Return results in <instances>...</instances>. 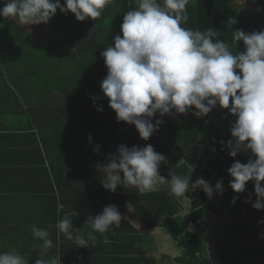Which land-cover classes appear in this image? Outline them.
<instances>
[{
  "label": "crops",
  "instance_id": "crops-1",
  "mask_svg": "<svg viewBox=\"0 0 264 264\" xmlns=\"http://www.w3.org/2000/svg\"><path fill=\"white\" fill-rule=\"evenodd\" d=\"M4 6L5 0H0V8ZM102 18L81 22L73 13L57 9L48 24L25 26L0 16V253L17 252L27 264H36L43 241L33 237L35 225L51 233L53 246L44 258L59 255L61 264H179L182 251L161 221L178 209L177 203L157 216L153 202L130 199L135 189L118 187L113 193L101 183L96 165L107 163L118 146H134L121 141L124 128L121 131L114 110L96 114L109 103L101 88L107 76L101 53L110 46L111 34ZM77 109L82 110L80 118L67 124V115ZM225 112L215 117L219 125ZM89 123L96 129H88ZM67 125L75 128L71 135ZM25 129L30 130L24 133ZM97 146L99 152L94 150ZM183 163L172 168L164 162L160 174L166 179L172 173L192 176L193 182L205 180L203 169L178 172ZM162 189L169 190V185H160ZM189 193L179 199L184 212L191 207ZM108 205L118 207L124 217L121 226L94 233L96 242L89 241L88 248L76 247L56 228L67 214L87 238L93 231L86 224L88 216ZM259 213L210 211L189 230L199 240L208 239L202 257L209 264H231L228 251L237 264H264V215Z\"/></svg>",
  "mask_w": 264,
  "mask_h": 264
},
{
  "label": "clouds",
  "instance_id": "clouds-1",
  "mask_svg": "<svg viewBox=\"0 0 264 264\" xmlns=\"http://www.w3.org/2000/svg\"><path fill=\"white\" fill-rule=\"evenodd\" d=\"M132 3L137 7L124 15L122 35H116L114 46L101 53L107 67L101 88L118 122L134 125L141 139L147 141L163 123L152 122L157 113L163 117L195 109L192 114L201 118L217 105L227 109L236 117L230 129L233 139L226 142L229 155L235 158L242 151L251 153L247 163L235 160L227 170L233 178L230 187L235 193H243L247 183L254 182L257 198L252 207L264 210V31L235 29L231 43L243 41L245 50L233 51L229 43L216 39L218 30L182 26L188 21L190 0H130ZM246 3L238 0L236 6L245 7ZM114 4L115 0H64L63 4L60 0H5L0 16L25 26L48 24L59 9L73 13L81 22L89 18L97 21ZM94 150L99 152V146ZM165 161L166 157L151 144L131 148L120 145L117 153L108 156L107 163L96 167L102 173L103 188L113 193L118 187L135 189L139 194L156 192L167 183L169 194L178 199H185L186 193L196 189H202L209 199L214 193L223 194L222 180L213 187L203 178L193 182L192 176L172 173L170 179L164 178L159 168ZM237 199L234 197L233 203ZM123 218L116 205H108L100 214L88 216L86 224L93 231L87 238L67 214L58 220L56 228L76 247L88 248L89 241L96 242L94 233L119 228ZM31 232L43 241L36 264H61L59 255L44 258L53 246L51 233L35 225ZM0 264L27 262L17 252H3Z\"/></svg>",
  "mask_w": 264,
  "mask_h": 264
},
{
  "label": "trees",
  "instance_id": "trees-1",
  "mask_svg": "<svg viewBox=\"0 0 264 264\" xmlns=\"http://www.w3.org/2000/svg\"><path fill=\"white\" fill-rule=\"evenodd\" d=\"M236 1L190 0L187 6L188 21L182 26L193 30L199 29L201 31H205L208 28L218 30L220 31V35L216 39L229 43L230 47H235L236 45L231 43L232 33L235 29L243 30L246 33L264 31V0H256L260 6V12L250 16H245L239 10L235 9L234 5ZM136 7L135 3L130 4V0H115L114 5H109L103 11L102 19L104 20L102 21L105 24L108 23V27L106 26L105 28L111 34L108 39L110 46H114L115 36L122 33L121 25L124 15ZM230 19H233L231 23H229ZM236 49L238 51H244L245 46L237 47ZM103 99L104 101H108L107 97ZM219 107L217 105L218 110L215 107L206 117L201 118H197L192 114L195 109L185 114L173 116L165 115L161 117L157 113L152 118V122L155 124L156 120H162L163 123L159 125V131L154 132L147 141L141 139L134 125L120 121V129L123 131L124 128L123 133H125L121 141L126 139L129 145L138 147H145L151 144L156 152L166 157L165 165L167 167L173 168V166L184 160L185 163L181 165L178 172L187 169L193 173L199 169L202 161L197 158V152L201 150L203 159H208L204 169L201 171L205 181L213 187H215L218 181H223V194L214 193L212 199H209L202 189L190 192L189 197L192 199V202L187 212H184V208L181 207L179 199L170 195L167 189L144 194H139L137 191L133 192L134 198L130 199L137 200L141 203L143 201L153 202L156 205L154 213L157 216L163 215L168 205H176L177 203L176 206L178 209L164 214L165 217L161 221L164 224V229L170 233L177 242L178 248L182 251L180 258L177 259L179 264H209V261L202 257L203 246L197 233L190 231L189 228L190 225L202 221L210 211L223 214H240L244 211H264L256 210L252 207V203L257 198L254 191V182H248L246 191L243 193H235L230 187V181L233 178L227 170L235 160H239L241 163H247L251 153L242 151L235 158L229 155L230 149L227 147L226 142L233 139L230 129L236 117L234 121L233 119L231 120L228 117V110L219 109ZM112 110L108 103L106 110L96 112V114L102 115L103 112H110ZM221 110H226V119L229 120L225 131L215 122V117ZM80 112L82 110L77 109L76 114L72 113L67 115V124L73 119H79ZM83 113L87 115L89 112L85 111ZM74 129L67 125V135H71ZM88 129L92 130L96 128L93 124L89 123ZM28 130L30 129H25L24 133H28ZM103 138L106 140L105 133H103ZM222 141L225 143L222 144ZM106 145L109 147L111 144L106 143ZM177 151L179 155L176 154ZM234 197H238L235 203H233ZM152 223L154 224L153 220Z\"/></svg>",
  "mask_w": 264,
  "mask_h": 264
},
{
  "label": "rangeland",
  "instance_id": "rangeland-1",
  "mask_svg": "<svg viewBox=\"0 0 264 264\" xmlns=\"http://www.w3.org/2000/svg\"><path fill=\"white\" fill-rule=\"evenodd\" d=\"M238 4V0L236 1V3H235V5H234V7H235V9H237V10H239L243 15H245V16H250V15H253V14H255V13H259L260 12V6H259V4H258V2L256 1V0H247V3H246V5H245V7H244V5H240L239 7L238 6H236ZM131 10H134V9H131ZM130 10V11H131ZM241 46H244V43H243V41H240V42H238L237 44H236V46L235 47H233V46H231V48H232V50L233 51H238L236 48L237 47H241ZM216 109H217V106H216ZM219 109H223V108H221V107H219ZM218 110V109H217ZM170 116H173V115H170ZM228 117L232 120L233 119V121H234V118H235V116H233V115H231L230 113H228ZM220 118V117H219ZM221 120L223 121V125H219L217 122L218 121H215L218 125H219V127H221L224 131L227 129V124H229V120L228 119H225V118H221ZM230 138V137H229ZM175 149H177V148H175ZM202 155V151L201 150H199L198 152H197V158L198 159H200L201 161H202V163H201V167L199 168V169H197V171L198 170H200V169H204V165H206V161H208V159L207 160H204L203 159V156H201ZM184 161V160H183ZM206 162V163H205ZM185 163V162H184ZM183 163V164H184ZM194 180V179H193ZM245 213H247V212H245ZM260 215H264V211H260V213H259ZM210 217V216H209ZM248 226H245L244 228H247ZM250 227H252V228H254V226H250ZM210 230L212 231V228H210ZM164 231L166 232V233H168L165 229H164ZM212 232H214V231H212ZM201 240V243L203 244V247L206 249V246H207V244H208V239L207 240H202V239H200ZM227 254H228V256H230V259H231V264H237V261L239 262V260H237L236 261V259L234 258V256H233V253L231 252V251H228L227 252ZM240 264V263H239ZM244 264V263H243Z\"/></svg>",
  "mask_w": 264,
  "mask_h": 264
},
{
  "label": "built area",
  "instance_id": "built-area-1",
  "mask_svg": "<svg viewBox=\"0 0 264 264\" xmlns=\"http://www.w3.org/2000/svg\"><path fill=\"white\" fill-rule=\"evenodd\" d=\"M120 35H122V33H121ZM176 154H178V151L176 152ZM178 155H179V154H178Z\"/></svg>",
  "mask_w": 264,
  "mask_h": 264
}]
</instances>
